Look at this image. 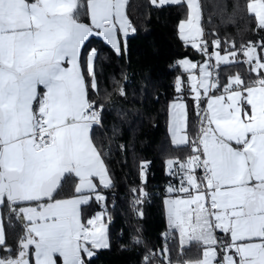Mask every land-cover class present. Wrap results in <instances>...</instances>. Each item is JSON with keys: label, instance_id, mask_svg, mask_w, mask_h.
I'll return each mask as SVG.
<instances>
[{"label": "snow or ice", "instance_id": "snow-or-ice-1", "mask_svg": "<svg viewBox=\"0 0 264 264\" xmlns=\"http://www.w3.org/2000/svg\"><path fill=\"white\" fill-rule=\"evenodd\" d=\"M127 2L0 0V208L28 221L12 247L0 220V264H91L95 250L110 246L104 214L83 218L82 206L105 201L102 189L112 180L93 137L104 109L89 96V88L98 91V53L88 49L84 60L82 53L90 38L102 37L121 54L119 37L135 31ZM183 2L151 0L156 7ZM186 4L180 39L208 61L199 68L179 62L190 89L177 78L180 95L170 105L172 143L190 150L184 159L166 161L175 183L165 204L180 250L174 261L165 240L157 254L145 253L143 264H264V36L240 46L255 77L237 74L221 84L215 70L241 63L237 51L209 54L201 5ZM247 11L257 33L264 32V0H249ZM213 46L220 49L221 41ZM197 68L199 76L191 71ZM186 94H194L191 107ZM190 112L198 123L191 139ZM147 163L140 168L145 183ZM192 246L202 258H184Z\"/></svg>", "mask_w": 264, "mask_h": 264}, {"label": "trees", "instance_id": "trees-1", "mask_svg": "<svg viewBox=\"0 0 264 264\" xmlns=\"http://www.w3.org/2000/svg\"><path fill=\"white\" fill-rule=\"evenodd\" d=\"M249 0H200L203 39L214 49L213 41L219 39L221 48L237 51L241 63L220 65L216 69L221 84L230 76L239 74L247 79L255 77L244 64L241 45L258 43L264 32L257 33L255 21L247 11ZM187 5L156 7L151 0H128L126 15L135 29L127 37L126 48L117 54L98 38L87 42L82 53L86 59L88 49L98 53L95 70L98 91L89 88L90 99L103 104L102 126L93 131L94 143L112 180V187L102 189L106 199L93 200L83 206L86 220L98 211L105 212L108 248L95 250L91 264H143L145 253L165 245L171 249L172 259L178 258L179 241L168 225L164 201L166 189L175 181L166 171L168 159H184L190 150L178 148L169 133L170 105L180 95L175 91L177 78L186 79L188 72L180 61L201 65L208 57L180 39L178 25L187 18ZM88 21L87 16L82 17ZM226 42V43H225ZM236 45L232 49V45ZM123 89L126 95H121ZM187 93V92H186ZM192 106V97L185 95ZM198 123L194 112L189 113L190 139L195 137ZM148 162L150 171L146 183L141 177V164ZM147 194L141 195L137 190ZM137 196L142 202L136 203ZM6 242L15 247L23 234L24 222L2 208ZM139 237L140 244L134 243ZM196 247L185 249L184 258L201 257Z\"/></svg>", "mask_w": 264, "mask_h": 264}, {"label": "crops", "instance_id": "crops-1", "mask_svg": "<svg viewBox=\"0 0 264 264\" xmlns=\"http://www.w3.org/2000/svg\"><path fill=\"white\" fill-rule=\"evenodd\" d=\"M183 3H185L186 4V0H184V2ZM198 3L200 4V0H198ZM127 5V4H126ZM187 5V4H186ZM125 13H126V7H125ZM186 20V19H185ZM89 22V19H88V21L87 22H85V23H88ZM201 27H202V13H201ZM203 29V28H202ZM133 32L132 31H130L129 32V34H128V36H130L131 34H132ZM127 36V37H128ZM127 37H123L122 35L119 37L120 38V41H121V48H122V51L126 48V39H127ZM92 38H98V39H100V40H102L105 44H107V42H105L104 40H103V38L102 37H92ZM92 38H90V39H92ZM108 46H110L111 47V45H109V44H107ZM112 48V47H111ZM214 51H218L217 49H215ZM213 51V52H214ZM258 52H259V49L257 50ZM212 52V53H213ZM221 55H223V54H221ZM243 58H244V60L246 59V57H244L243 56ZM208 61V60H207ZM206 61V62H207ZM212 62H213V64L215 63V58H214V56H213V59H212ZM193 63V62H192ZM205 63H203V64H201V65H197L198 66V68L200 67V66H203ZM198 68L197 69H193V70H191L192 71V73L193 74H196L197 76H199V73H198ZM188 75L189 74H187V78L186 79H182L181 80V82H182V85H183V87H184V89H185V92H188V90L190 89V81L188 80ZM201 91H203V90H201ZM194 94H191V95H189V96H193ZM170 121H171V117L169 116V125H168V128H169V133H170V136H171V132H170ZM171 139H172V136H171ZM166 171L168 172V169L166 168ZM169 197H167L166 199H168ZM165 199V200H166ZM94 200V199H93ZM92 200V201H93ZM91 201V202H92ZM164 204H165V201H164ZM85 206V205H84ZM83 207V206H82ZM165 209H166V218H167V222H168V225H169V227H170V224H169V220H168V212H167V205L165 204ZM0 220H2V222H3V224H4V219H3V212H2V208H0ZM23 222H24V225H26V224H28V221H26V220H22ZM170 229L172 230V231H174V233H175V235H176V237H177V239H178V241H179V232H178V230H173L171 227H170ZM218 235H223V234H220V233H218ZM200 258H202V253H201V257ZM194 260H196V258L195 259H193V260H190V261H194Z\"/></svg>", "mask_w": 264, "mask_h": 264}, {"label": "built area", "instance_id": "built-area-1", "mask_svg": "<svg viewBox=\"0 0 264 264\" xmlns=\"http://www.w3.org/2000/svg\"><path fill=\"white\" fill-rule=\"evenodd\" d=\"M207 44H208V52H209V54H211L212 52H213V48L210 46V44L207 42ZM210 63H213L212 61H210ZM215 72H216V70H215ZM213 79H218V77H217V75H214L213 76ZM150 171V169H149V167L148 168H146V173H145V175H147V173Z\"/></svg>", "mask_w": 264, "mask_h": 264}, {"label": "rangeland", "instance_id": "rangeland-1", "mask_svg": "<svg viewBox=\"0 0 264 264\" xmlns=\"http://www.w3.org/2000/svg\"><path fill=\"white\" fill-rule=\"evenodd\" d=\"M215 50V49H214ZM213 50V51H214ZM259 53V52H258ZM101 213H103L104 214V222H105V224H106V227H107V222H106V220H105V212L103 211V210H101V211H98L95 215H97V214H101ZM94 216V215H93ZM86 221V220H85ZM108 235V234H107ZM108 241H109V239H108ZM109 244H110V242H109ZM99 250H101V249H99Z\"/></svg>", "mask_w": 264, "mask_h": 264}]
</instances>
